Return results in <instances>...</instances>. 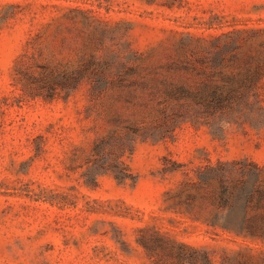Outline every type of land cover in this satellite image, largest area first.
I'll return each mask as SVG.
<instances>
[{"label":"rangeland","instance_id":"1","mask_svg":"<svg viewBox=\"0 0 264 264\" xmlns=\"http://www.w3.org/2000/svg\"><path fill=\"white\" fill-rule=\"evenodd\" d=\"M223 33L243 54L264 55V0H0V264H154L136 242L141 228L203 248L214 264H264V239L212 226L200 210L209 203L181 191L217 160L264 165L263 111L219 138L186 122L164 141L137 142L124 157L134 187L102 175L90 188L81 173L109 128L98 115L107 98L82 85L47 101L13 84L18 60L135 64L137 51L143 65L172 64L199 51L196 37ZM260 98L264 107V78ZM117 106L127 116L140 110ZM172 161L182 166L168 173Z\"/></svg>","mask_w":264,"mask_h":264},{"label":"trees","instance_id":"2","mask_svg":"<svg viewBox=\"0 0 264 264\" xmlns=\"http://www.w3.org/2000/svg\"><path fill=\"white\" fill-rule=\"evenodd\" d=\"M230 36L196 37L202 45L198 52L184 53L179 62L155 66L143 65L147 56L137 51L132 53L135 64L100 63L94 56L74 66L18 60L13 84L23 95L47 101L67 100L82 85L88 87L90 96L107 98L99 103L98 115L109 128L95 139L83 164V183L95 188L100 176L110 175L118 185L134 187L136 176L124 157L132 155L137 142L164 141L186 122L205 126L219 138L224 136L225 125L264 112L260 98L264 55L243 54V45ZM118 103L140 110L127 116ZM172 163L166 172L182 166ZM181 191L189 201L198 198L209 203V211L200 210L211 216L212 226L241 237L264 239V165L248 158L217 160L197 168L182 182ZM138 231L141 235L136 242L154 264H214L203 248L158 231Z\"/></svg>","mask_w":264,"mask_h":264}]
</instances>
